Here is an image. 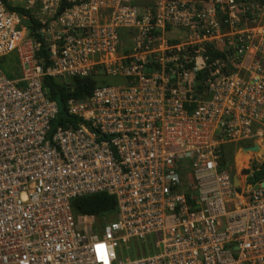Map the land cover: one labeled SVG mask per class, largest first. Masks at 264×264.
Listing matches in <instances>:
<instances>
[{
  "label": "built area",
  "instance_id": "built-area-1",
  "mask_svg": "<svg viewBox=\"0 0 264 264\" xmlns=\"http://www.w3.org/2000/svg\"><path fill=\"white\" fill-rule=\"evenodd\" d=\"M139 1L30 0L32 29L0 0V264H264L262 180L239 188L225 160L230 143L264 139V71L219 62L254 40L240 26L248 0ZM174 29L189 41L154 48ZM208 45L226 58L208 64ZM92 74L117 82L69 97L59 123L45 78ZM102 193L115 211L75 212L76 198Z\"/></svg>",
  "mask_w": 264,
  "mask_h": 264
},
{
  "label": "rangeland",
  "instance_id": "rangeland-1",
  "mask_svg": "<svg viewBox=\"0 0 264 264\" xmlns=\"http://www.w3.org/2000/svg\"><path fill=\"white\" fill-rule=\"evenodd\" d=\"M29 1L30 0H9V2L13 6H21V7H27V6L30 7L31 4L29 3ZM256 1L248 0L247 2V5L249 7L248 14L244 16V14L242 13L241 25H240L242 29L247 30V31L250 30L253 32V33L251 32L250 33L254 37V40L251 41L252 43L251 42L248 43L249 47L247 51L241 54L242 56L239 57L238 54H235L236 58L233 60H230V61L220 60L219 61L220 66H224L222 64H226L229 67V69H231L232 71L242 70L246 73H258V72H261L262 70L261 68H263V71H264V58L260 57L261 55L260 50H263V47L260 46L259 48L260 43L261 42L264 43V41H262L264 38V32H261L262 26L264 25V7H262L261 10L257 9ZM150 3H151V0H141L137 2L136 5L140 8L141 11H144V9L151 8ZM29 9L31 10L33 15L34 13L35 14L38 13V9L37 7H34V5L31 6ZM225 32H229L230 34V35L228 34L229 35L228 39L230 38L234 40L235 35H233L232 31H225ZM179 38L182 41H189L188 36H185V30L183 29L168 30L162 33L160 32V34L155 37V41L153 45H154V48H159V45L164 40L171 42L172 40H176ZM234 44L235 43H233V45ZM130 45H131L130 41L127 38H125V43H124L125 49L123 50V53L125 54L122 53L121 55V57H123L122 58L123 65H126L128 62H130V60L126 56L130 53ZM229 46L230 44L227 45L225 42H220L218 44V47L222 49H227ZM201 56H202L201 54H198V59L195 61L196 65H198L199 68L207 69V66L204 65V61H202ZM12 64L13 62H8L7 58L3 60V63H1L4 73L9 77H12L10 73H12V71L16 67V66H13ZM153 68H154L153 66H150L148 67L147 71H153ZM92 73H109V72L105 65H97ZM116 82H117L116 80L111 79V78H109L108 80V83L110 84L116 83ZM254 146H255V149L246 150V151H253L252 157L249 160L248 164L243 167L242 166L237 167L236 162H237L238 153H240L242 150L245 151L244 149L252 148ZM261 146H264L263 138H258V139L249 138V139H244L241 141L232 142L226 147V157H225L226 167L230 171L234 181L236 182L239 188L245 185L244 180L246 179V175L248 177H252V173L264 168L263 166L264 154H260V151H259ZM248 179L249 178H247V182H246L247 184H248ZM131 245L133 246L134 243H131Z\"/></svg>",
  "mask_w": 264,
  "mask_h": 264
},
{
  "label": "trees",
  "instance_id": "trees-1",
  "mask_svg": "<svg viewBox=\"0 0 264 264\" xmlns=\"http://www.w3.org/2000/svg\"><path fill=\"white\" fill-rule=\"evenodd\" d=\"M5 2L10 10L19 11L27 14L30 17L32 23L31 28L35 29L39 23L34 18L30 10L21 6H13L9 0H2ZM153 4V0L150 3ZM210 56L207 63L211 64L219 58H226L224 51L214 48L212 45L207 46V52ZM37 59L44 58L48 63V52L45 47V42L42 41L41 49L36 54ZM226 69V68H224ZM198 79L205 80L207 78L208 70H201L198 72ZM109 80L104 74H92L89 76H73L66 82H62L53 77L45 78V86L49 88L51 98L58 101L60 104V115L58 122L62 123L64 118V111L66 107V101L69 97H84L90 95L96 86L101 82H107ZM204 83H199L198 90H202ZM264 166V164H263ZM264 179V168L254 172L253 176L249 178V182L254 183ZM73 208L77 214H83L87 216L102 217L109 212H113L117 209V200L113 196L107 194H93L89 196L79 197L73 201Z\"/></svg>",
  "mask_w": 264,
  "mask_h": 264
},
{
  "label": "bare ground",
  "instance_id": "bare-ground-1",
  "mask_svg": "<svg viewBox=\"0 0 264 264\" xmlns=\"http://www.w3.org/2000/svg\"><path fill=\"white\" fill-rule=\"evenodd\" d=\"M259 151H260V154H264V146H261ZM252 154H253V151H246V150L243 151L242 150L237 155L236 166L237 167L246 166L248 164L249 160L251 159Z\"/></svg>",
  "mask_w": 264,
  "mask_h": 264
},
{
  "label": "water",
  "instance_id": "water-1",
  "mask_svg": "<svg viewBox=\"0 0 264 264\" xmlns=\"http://www.w3.org/2000/svg\"><path fill=\"white\" fill-rule=\"evenodd\" d=\"M249 149H255V146L254 147H252V148H248V149H244V150H249ZM237 185V184H236ZM262 186H264V180L262 181Z\"/></svg>",
  "mask_w": 264,
  "mask_h": 264
},
{
  "label": "snow or ice",
  "instance_id": "snow-or-ice-1",
  "mask_svg": "<svg viewBox=\"0 0 264 264\" xmlns=\"http://www.w3.org/2000/svg\"><path fill=\"white\" fill-rule=\"evenodd\" d=\"M101 248L103 247V246H100Z\"/></svg>",
  "mask_w": 264,
  "mask_h": 264
}]
</instances>
